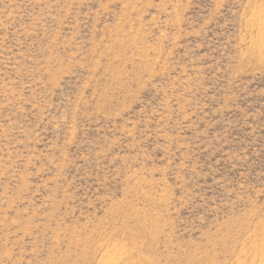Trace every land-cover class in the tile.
<instances>
[{
  "label": "rangeland",
  "instance_id": "374dc122",
  "mask_svg": "<svg viewBox=\"0 0 264 264\" xmlns=\"http://www.w3.org/2000/svg\"><path fill=\"white\" fill-rule=\"evenodd\" d=\"M264 0H0V264L264 259Z\"/></svg>",
  "mask_w": 264,
  "mask_h": 264
},
{
  "label": "bare ground",
  "instance_id": "6f19581e",
  "mask_svg": "<svg viewBox=\"0 0 264 264\" xmlns=\"http://www.w3.org/2000/svg\"><path fill=\"white\" fill-rule=\"evenodd\" d=\"M262 37L264 39V32L262 33ZM263 43H264V41H263ZM258 264H264V259H262L261 261H259Z\"/></svg>",
  "mask_w": 264,
  "mask_h": 264
}]
</instances>
